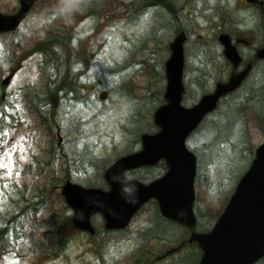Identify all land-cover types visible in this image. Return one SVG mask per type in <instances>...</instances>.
Wrapping results in <instances>:
<instances>
[{
    "label": "rangeland",
    "instance_id": "rangeland-1",
    "mask_svg": "<svg viewBox=\"0 0 264 264\" xmlns=\"http://www.w3.org/2000/svg\"><path fill=\"white\" fill-rule=\"evenodd\" d=\"M18 1L0 0V10L12 11ZM70 2L42 0L21 28L0 35V264H132L148 251L160 254L177 242L170 234L178 230L164 225L169 231L166 240L159 236L148 240L141 235L152 216L157 219L153 203L138 212L125 233L102 230L93 237L72 223V209L61 193V179L69 174L80 183L87 184L94 178L100 183L106 166L124 154L132 141L137 143L143 132L155 129L153 113L164 102L159 94L165 90L166 77L165 49L156 28L148 34L144 22L119 23L126 17L122 0H103L97 16L87 8L76 16L67 8ZM65 24L80 38L74 60L82 55V60L92 62L81 79L85 89L77 93L78 98H86L85 103H72L71 114L77 122H85L76 138H67L69 121L65 112L62 121L57 115L54 121L47 108L46 121L33 106L32 89L44 88L47 81L38 65L44 60L46 43L36 42L46 36L51 25L61 29ZM90 52L98 56L87 58ZM197 53L188 54L186 105L213 89L220 76L228 77L226 63L199 65ZM12 70L16 73L11 83L4 85L3 79ZM263 83L264 69L255 68L242 87L224 99L190 137L189 144L202 153L199 212L208 227L234 191L236 177L245 170L254 147L264 140V124L255 106L245 100L253 86ZM103 90L108 91L105 100L99 98ZM257 97L256 105L264 118V89ZM57 125L65 137L62 142ZM65 147L77 157L71 164L64 157ZM146 173L139 169L131 176ZM17 186H24L22 197L16 196ZM29 201L33 206L29 204L27 209L23 205ZM93 218L101 227L103 218L99 214ZM194 250L193 245L184 246L160 261L153 256L141 260L142 264H195L198 258Z\"/></svg>",
    "mask_w": 264,
    "mask_h": 264
},
{
    "label": "water",
    "instance_id": "water-1",
    "mask_svg": "<svg viewBox=\"0 0 264 264\" xmlns=\"http://www.w3.org/2000/svg\"><path fill=\"white\" fill-rule=\"evenodd\" d=\"M34 1L21 0L18 13H0V31L16 28ZM181 42L177 38L172 44L173 53L167 61L165 95L168 101L155 114L162 129L143 134L141 150L118 158L105 171L109 189L81 186L72 181L63 185V195L75 210L73 220L81 229L95 232L90 216L96 211L103 213L108 228L124 227L151 198L159 201L164 215L191 228L196 226L193 208L197 159L194 152L187 149L186 137L205 114L218 105L223 94L242 83L249 69L233 75L229 82H220L214 92L204 95L195 106L185 107L181 105L184 92ZM261 52L263 57L264 48ZM231 55L239 59L237 52ZM10 78L7 77L5 83L10 82ZM161 157L168 161L169 172L159 179L147 184L125 175L127 169L157 163ZM255 157L214 229L192 233L190 241L197 240L204 250L199 264H251L264 254V142L257 148Z\"/></svg>",
    "mask_w": 264,
    "mask_h": 264
},
{
    "label": "flooded vegetation",
    "instance_id": "flooded-vegetation-1",
    "mask_svg": "<svg viewBox=\"0 0 264 264\" xmlns=\"http://www.w3.org/2000/svg\"><path fill=\"white\" fill-rule=\"evenodd\" d=\"M111 1L114 2V0ZM122 2L126 24L146 21L149 23L147 33H151L156 28L158 40L165 50L169 49L176 36L184 34L185 53L201 51L199 58L196 59L199 64L223 62L231 65L232 61L227 56L226 45L220 38V35L224 33L230 37L231 43L241 56L240 70L250 63L253 68L255 61H262L259 52L264 46V0H122ZM66 41L73 42L75 39ZM72 49L76 51L78 48L76 46ZM86 55L87 58L98 56L97 52ZM82 61L77 68V73H85L92 66L91 61ZM185 61L189 63L186 54ZM53 67L55 70L58 68L56 59ZM229 70L230 74L234 71L231 67ZM79 89L84 90L85 87L68 85L60 88L61 97L57 99V108L61 100L68 103L64 111L69 121L68 130L71 132H76L79 128L69 117L73 111L72 103L81 98L77 96ZM57 126L61 137L60 142H62L65 137L62 135L61 126ZM61 150L63 151V148ZM148 166L157 168L158 172H163L162 174L167 170L164 160H160L156 165H147L140 169Z\"/></svg>",
    "mask_w": 264,
    "mask_h": 264
},
{
    "label": "trees",
    "instance_id": "trees-1",
    "mask_svg": "<svg viewBox=\"0 0 264 264\" xmlns=\"http://www.w3.org/2000/svg\"><path fill=\"white\" fill-rule=\"evenodd\" d=\"M55 38H60L61 36H54ZM68 37V36H67ZM49 52L48 49L46 48V53ZM72 63L69 64V55L67 54L66 58L63 59L62 61H58L57 63V69L55 70V73L53 77L55 78L54 80V85H47L46 90H41V89H32L34 92V105L38 108V111L44 115V120H49V118L46 116L45 112L47 113V108L53 111V104L57 102L58 98V93L57 90L60 88H64L67 86L68 83L72 82L73 80L77 79V77L73 73V68H72ZM72 73V76H70ZM51 82V81H50ZM18 191H16V196L17 197H22V194L25 192L23 191L22 188H17ZM24 203V202H23ZM29 204H32L33 206V201H29L27 203H24L23 206H26V208H29ZM160 219L163 220L161 216H159ZM4 239V238H2ZM6 239V238H5ZM8 240V238H7Z\"/></svg>",
    "mask_w": 264,
    "mask_h": 264
}]
</instances>
